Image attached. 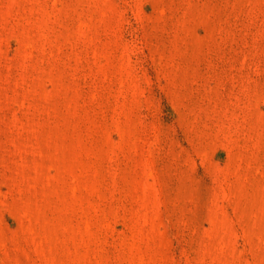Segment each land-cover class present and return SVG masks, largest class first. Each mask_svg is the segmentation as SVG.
Listing matches in <instances>:
<instances>
[{
    "label": "rangeland",
    "instance_id": "rangeland-1",
    "mask_svg": "<svg viewBox=\"0 0 264 264\" xmlns=\"http://www.w3.org/2000/svg\"><path fill=\"white\" fill-rule=\"evenodd\" d=\"M0 264H264V0H0Z\"/></svg>",
    "mask_w": 264,
    "mask_h": 264
}]
</instances>
